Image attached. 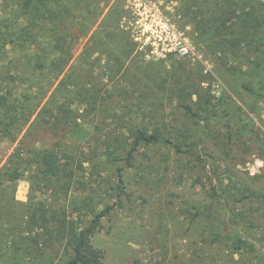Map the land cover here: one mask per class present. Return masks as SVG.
Masks as SVG:
<instances>
[{"label":"trees","instance_id":"trees-1","mask_svg":"<svg viewBox=\"0 0 264 264\" xmlns=\"http://www.w3.org/2000/svg\"><path fill=\"white\" fill-rule=\"evenodd\" d=\"M79 1L2 0L0 4V142H19L0 169V264L105 262L94 236L113 208L99 212L95 204H79L82 150L63 142L77 134L90 135L85 134L90 130L82 128V114H88V107L96 111L100 96L97 90L91 94L83 89L77 63L45 101L73 59L76 47L67 26L73 10L82 9ZM183 8L201 38L215 39L213 45L238 62L248 60L247 69L239 65L233 69L241 75L243 89L253 96L252 105H231L225 96L215 100L203 90V82L189 80L191 72L182 64L173 65L171 79L162 80L157 71L147 76L146 84L131 82L129 87L150 92L131 101L138 100V108L150 98H157L161 105L175 103L185 119L168 121L156 103L147 106L148 112L135 107L137 112L127 110L123 116L104 111L95 118L91 138L97 147L104 145L102 156L115 166L120 186H126L125 170L145 149L166 148L196 160L197 166L205 163V157L221 162L223 166H215L209 174L214 182L211 192L203 203L190 207V225L197 230L195 243L221 252L228 264H264V187L256 179L239 176L230 164L233 147L239 142L247 145L243 139L252 133L248 128L255 126L251 116L264 104V0H186ZM101 36L99 32L95 37ZM95 42L94 46L102 43ZM51 74L54 81L46 86ZM101 102L112 106L127 99L117 102L109 95ZM78 105H83L84 113L79 114ZM38 128L57 138L53 148L28 146L31 133ZM95 153L97 157L98 149ZM21 169L29 172L39 194L26 205L15 195ZM71 208L88 210L90 222ZM204 255L209 261L208 252Z\"/></svg>","mask_w":264,"mask_h":264},{"label":"rangeland","instance_id":"rangeland-1","mask_svg":"<svg viewBox=\"0 0 264 264\" xmlns=\"http://www.w3.org/2000/svg\"><path fill=\"white\" fill-rule=\"evenodd\" d=\"M185 2L84 0L83 3L80 0L82 9L73 10L74 17L67 26L76 49L73 59L55 81L45 101L77 63L83 89L90 90L91 94L97 90L96 94L100 96L96 111L88 107L85 115L82 114L83 105L76 106L79 114L84 115L82 128L90 130L85 133L90 135L77 134L63 142L82 150L84 169L79 174L78 186L82 192L79 204L88 207L95 204L99 212L107 206L113 208L94 236L95 245L105 253L104 264H228L221 252L195 243L198 242L197 230L190 225L193 216L190 207L203 203L207 193L211 192L214 182H210L209 174L215 166L221 168V162L205 157V163L197 166L196 160L189 161L166 148L145 149L140 151L134 165L125 170L126 186H120L115 166L102 156L104 145L97 147V142L91 138L98 114L109 111L123 116L129 110L135 112L138 100L133 103L131 100L150 95L145 89L129 87L131 82L146 84L147 76L157 71L162 80L171 79L173 65L182 64L191 72L189 80L203 82V90L215 100L225 96L231 105L235 103L244 108L252 105L253 96L243 89L241 75L233 69L237 65L247 69L248 60L243 58L238 62L225 49L216 48L213 45L215 39L211 40L209 36L208 39L201 38L186 17V8L182 9ZM2 15L0 6V18ZM99 32L102 36L98 39L95 36ZM110 35L115 36L109 39ZM95 40L102 43L94 46ZM53 81L54 75L51 74L45 85ZM124 90L128 93L124 94ZM109 95H114L117 102L122 99H127V102L104 106L101 101ZM156 100L147 99L146 104L142 103L138 109L148 112L147 106L156 103L168 121L185 119L184 111L175 103L161 105ZM257 110L258 113L251 116L255 126L248 128L252 133L243 139V142L247 140V145L239 142L233 147L230 164L239 176L256 179L257 185L264 187V104ZM56 141L53 134L38 128L31 133L28 146L51 149ZM18 143L0 142V169ZM248 145L251 146L249 150ZM96 149L99 152L97 157ZM20 174L15 195L18 202L26 205L33 199L37 200L39 194L31 183L29 172L21 169ZM74 199L72 197L70 201L75 205ZM71 210L90 222L86 215L88 210ZM206 252L209 261L205 260Z\"/></svg>","mask_w":264,"mask_h":264}]
</instances>
